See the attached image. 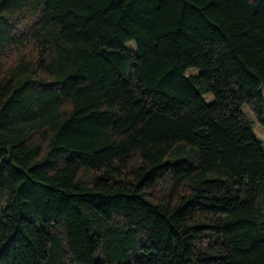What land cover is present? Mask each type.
<instances>
[{"label": "trees", "instance_id": "trees-1", "mask_svg": "<svg viewBox=\"0 0 264 264\" xmlns=\"http://www.w3.org/2000/svg\"><path fill=\"white\" fill-rule=\"evenodd\" d=\"M245 107L264 0H0V264H264Z\"/></svg>", "mask_w": 264, "mask_h": 264}, {"label": "rangeland", "instance_id": "rangeland-1", "mask_svg": "<svg viewBox=\"0 0 264 264\" xmlns=\"http://www.w3.org/2000/svg\"><path fill=\"white\" fill-rule=\"evenodd\" d=\"M207 100H210V96H206ZM244 112L246 116L249 118V120L252 122L251 123V128L256 136V138L261 142L262 146L264 147V125L259 123L255 117L253 116V113L250 111L248 107L244 108Z\"/></svg>", "mask_w": 264, "mask_h": 264}]
</instances>
